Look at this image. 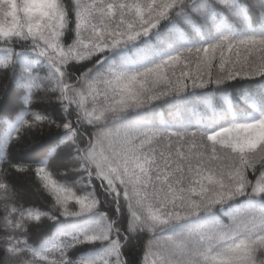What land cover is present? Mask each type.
<instances>
[{"label":"snow or ice","instance_id":"6c2138e0","mask_svg":"<svg viewBox=\"0 0 264 264\" xmlns=\"http://www.w3.org/2000/svg\"><path fill=\"white\" fill-rule=\"evenodd\" d=\"M250 7L264 18V0H0L15 91L0 97V264H264V19ZM210 86L220 105L185 118L182 102ZM45 123L56 147L12 162L13 140Z\"/></svg>","mask_w":264,"mask_h":264},{"label":"trees","instance_id":"16d2710c","mask_svg":"<svg viewBox=\"0 0 264 264\" xmlns=\"http://www.w3.org/2000/svg\"><path fill=\"white\" fill-rule=\"evenodd\" d=\"M246 3L251 4L252 0H246ZM249 19L252 22L260 23L262 19L258 9L255 7L249 8ZM22 16V13L20 14ZM224 15V18L229 22L232 23L234 27L238 28V23L234 19H230L226 13H222ZM17 50H19L17 46ZM86 67H90V64H86ZM191 70H195L194 68ZM80 71H83V68H80ZM179 72V69L177 70ZM40 75H44V72L41 71L39 73ZM259 78L257 77V80ZM9 87V95L10 97L15 95L14 88H11L9 86V80L7 76L0 72V97H3L5 88ZM191 92V90H190ZM43 94L42 92L40 93ZM222 93L215 91V86H210L207 89H196L195 94H189L186 99L182 102L184 111L183 115L185 118L195 120L197 116L200 115H206V106L208 105H216L219 106L222 99ZM46 107L45 104H34L32 107V111H44V108ZM6 108L9 111L13 110H19L18 104H7ZM156 112L160 113L163 117L169 118L170 113L173 111V106L171 103H167L164 101L159 102L157 108L155 109ZM45 114H51L50 110L48 113ZM31 119V117H28ZM74 119V117H73ZM4 129L0 127V133H2ZM58 130L54 125L49 126L47 123H45L42 127L34 128L32 130H23L20 134L19 139H14L11 145L9 146V157L12 160V162L20 164L22 166H28L32 165L35 166V164L44 157V155L50 150L54 149L56 147V144L59 143L57 132ZM67 149H65L63 146L60 147V149L55 153L52 163L50 166V170L53 173V178L62 180L64 178V174L66 172V168L64 165L67 163V160L65 159ZM5 167H7L5 165ZM10 180L20 182H30V183H38V181L35 178L34 173L30 176L16 173L15 170H12ZM98 185V181L95 182ZM35 193V188L29 189V195L27 199L32 201L31 206L39 208L41 211H47L49 204L46 201H50L51 198L47 196V194H44V198H41L39 195H33ZM28 206V205H26ZM104 210V209H102ZM4 215V206L3 201H0V218H2ZM43 224L41 225V228L45 231H48L49 226L52 224L51 221H49L46 217L42 218ZM2 231H0V235H2ZM51 232L49 231V235ZM39 237V233L36 231L35 228L32 229V234L29 238V242L31 243L33 240H36ZM83 251L82 248L73 249L71 250L73 257L79 255V253ZM130 258H134L136 256V250L134 249H126L125 250ZM54 258V257H50Z\"/></svg>","mask_w":264,"mask_h":264}]
</instances>
